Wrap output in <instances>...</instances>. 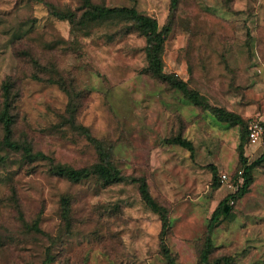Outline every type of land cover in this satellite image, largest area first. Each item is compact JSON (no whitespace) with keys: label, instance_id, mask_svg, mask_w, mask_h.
<instances>
[{"label":"rangeland","instance_id":"1","mask_svg":"<svg viewBox=\"0 0 264 264\" xmlns=\"http://www.w3.org/2000/svg\"><path fill=\"white\" fill-rule=\"evenodd\" d=\"M90 3L134 7L160 28L170 24L166 74L184 81L203 104L244 121L264 114V0H178L172 15L170 0ZM52 10L79 16L85 6L82 0H0V103L10 84L14 139L26 138L47 157L25 163L3 147L0 126V264H166L159 218L131 178H144L167 208L163 243L176 264H200L207 223L239 186L240 128L218 122L153 77L145 38L130 23L73 30ZM69 105L77 125L113 145L112 161L125 182L104 185L91 176L72 183L50 173L51 162L80 169L97 161L86 138L65 125ZM177 136L192 143L193 153L168 143ZM263 148L264 141L244 146L249 164ZM212 167L218 189L211 188ZM252 179L233 202L234 219L214 230L211 259L264 264V161ZM63 196L70 200L69 225L60 216ZM37 219L39 231L32 227Z\"/></svg>","mask_w":264,"mask_h":264},{"label":"trees","instance_id":"2","mask_svg":"<svg viewBox=\"0 0 264 264\" xmlns=\"http://www.w3.org/2000/svg\"><path fill=\"white\" fill-rule=\"evenodd\" d=\"M85 10L77 16L75 13L67 11L60 12L52 10L53 15L61 20H66L71 25V28L80 29L87 27L90 24L107 22L112 20L124 21L131 24L140 35L145 38V59L149 73L157 80L167 84L170 88L180 92L186 101L194 106L202 108L204 111L209 112L218 122L238 126L240 128V142L238 145V161L239 167L242 172V184L238 187L237 191L233 194L226 196L222 199L216 209L213 211L207 226L206 234L204 237L202 249L199 255L200 264H235L234 258L231 256H221L211 259L214 250L212 235L214 230L220 225L222 221L231 222L234 219L232 213V205L234 202L241 199L253 183L252 171L253 169L264 161V148L261 156L252 164H249L244 157V146L247 145V130L246 121L239 115L225 111L221 108L205 105L199 98L197 92L190 90L187 84L178 79L173 74H166L164 72V63L162 59L164 44L167 37L171 32L170 24H165L159 27L157 21L149 16L139 13L134 7H103L95 6L90 3V0H82ZM178 0H170V13L171 15L177 9ZM50 83L54 81L50 80ZM11 85L5 83L3 85V97L0 103V126L3 132L2 145L8 151L18 154L20 158L27 164L37 162L39 160H47V157L42 152H35L30 142L24 138L17 141L13 136L14 118L11 114L12 101L10 98ZM71 104V103H70ZM75 107L69 105L68 116L65 118V125L74 128L92 145L96 154L97 161L90 167L74 169L71 167L54 164L51 162L49 171L52 175L66 179L72 183L81 182L95 176L104 185H114L125 182L127 179L116 168L112 161L113 145L102 140L95 139L91 136L89 130L81 125L75 123ZM264 141V137H263ZM168 143L177 145L181 148L193 153V145L190 141L183 139L180 136L172 137ZM212 173V189H218L220 186L219 178L215 168H211ZM130 181L137 185L138 194L145 207L157 215L160 221V237H161V250L160 253L165 260L166 264H176V259L163 243V237L169 228L168 210L165 206L160 205L153 199L149 193L147 183L144 178H131ZM70 200L68 197L63 196L60 199V216L61 219L69 225L70 221ZM38 219L33 224V229L39 231L37 228Z\"/></svg>","mask_w":264,"mask_h":264},{"label":"built area","instance_id":"3","mask_svg":"<svg viewBox=\"0 0 264 264\" xmlns=\"http://www.w3.org/2000/svg\"><path fill=\"white\" fill-rule=\"evenodd\" d=\"M246 130H247V145L248 146H257L263 141L264 137V114H258L254 116L253 118H250L248 121H246ZM240 178L238 181L239 186L242 184V172H239ZM227 181V176L222 175L220 178V182ZM230 188H232V185H228ZM232 205L233 202H230Z\"/></svg>","mask_w":264,"mask_h":264}]
</instances>
